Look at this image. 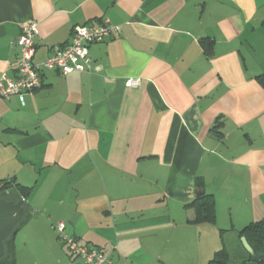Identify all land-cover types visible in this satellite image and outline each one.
<instances>
[{
    "label": "crops",
    "instance_id": "0c3cea01",
    "mask_svg": "<svg viewBox=\"0 0 264 264\" xmlns=\"http://www.w3.org/2000/svg\"><path fill=\"white\" fill-rule=\"evenodd\" d=\"M104 19L119 32L90 47V75L0 98V181L32 188L16 262L83 264L62 222L113 264H199L196 179L226 237L264 218V0H0V79L25 25L40 64Z\"/></svg>",
    "mask_w": 264,
    "mask_h": 264
},
{
    "label": "built area",
    "instance_id": "2783aa9c",
    "mask_svg": "<svg viewBox=\"0 0 264 264\" xmlns=\"http://www.w3.org/2000/svg\"><path fill=\"white\" fill-rule=\"evenodd\" d=\"M119 32V28L104 19L99 25L76 27L69 43L59 48L46 61L37 64L34 62L37 47L35 39L39 34V24L32 22L22 28L17 39L20 55L15 63V77L0 79V98L17 97L22 106L28 94L40 90L43 85L44 71H58L62 75L74 72L90 75L93 70V61L90 57V47L104 43ZM141 79L129 78L125 81L127 88H137ZM60 242L68 253L83 264H113L112 258L105 251L80 241L66 233V226L60 222L54 226Z\"/></svg>",
    "mask_w": 264,
    "mask_h": 264
},
{
    "label": "trees",
    "instance_id": "16d2710c",
    "mask_svg": "<svg viewBox=\"0 0 264 264\" xmlns=\"http://www.w3.org/2000/svg\"><path fill=\"white\" fill-rule=\"evenodd\" d=\"M36 42V39H35ZM259 83L264 87V75L257 77ZM197 191H204V194L197 197L191 202L188 207L194 209L195 219L193 224H215L216 223V202L215 197L212 194H208L205 191V183L202 179H196ZM32 192V188L23 186L17 183L15 178L5 179L0 181V197H4L8 200L18 202L22 199H28ZM19 196L21 199H16L13 195ZM25 215L22 220L15 227L12 234L6 239L5 256L0 260V264H17L16 262V250L14 246V238L18 230L27 222L28 214L25 207ZM223 238V247L217 251L208 264H228L230 261V251L228 250L225 242L226 231H221ZM245 238L253 250V255L249 254L245 249L246 257L243 258L241 264H247L254 262L257 264H264V218L261 221L251 223L238 231L237 239L241 242V239ZM242 245V244H241ZM243 247V245H242ZM67 250V249H66ZM68 252V250H67Z\"/></svg>",
    "mask_w": 264,
    "mask_h": 264
},
{
    "label": "rangeland",
    "instance_id": "374dc122",
    "mask_svg": "<svg viewBox=\"0 0 264 264\" xmlns=\"http://www.w3.org/2000/svg\"><path fill=\"white\" fill-rule=\"evenodd\" d=\"M215 224H204L200 228L202 235L199 243V264H208L210 258L214 256L215 251L218 250L216 248L223 247L221 229H219ZM225 242L228 250L230 251V261L228 264H241L243 258L246 257L247 254L239 241L232 237H226ZM194 260L196 264L197 255H195Z\"/></svg>",
    "mask_w": 264,
    "mask_h": 264
},
{
    "label": "water",
    "instance_id": "95a60500",
    "mask_svg": "<svg viewBox=\"0 0 264 264\" xmlns=\"http://www.w3.org/2000/svg\"><path fill=\"white\" fill-rule=\"evenodd\" d=\"M204 191H197L196 197H200ZM24 200L18 202L10 201L4 197H0V260L5 256V241L12 234L15 227L25 215ZM244 249L251 255L253 250L245 238L241 239ZM247 264H257L249 262Z\"/></svg>",
    "mask_w": 264,
    "mask_h": 264
}]
</instances>
